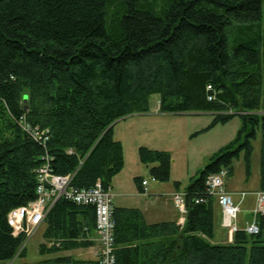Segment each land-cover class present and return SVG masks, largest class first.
I'll use <instances>...</instances> for the list:
<instances>
[{
  "label": "trees",
  "instance_id": "16d2710c",
  "mask_svg": "<svg viewBox=\"0 0 264 264\" xmlns=\"http://www.w3.org/2000/svg\"><path fill=\"white\" fill-rule=\"evenodd\" d=\"M161 1L0 0V264L26 241L7 217L35 201L43 158L55 175L74 174L76 188L108 189L125 165L114 126L149 113L152 95L160 113H210L209 128L238 116L242 127L185 188L183 224L149 225L138 209H114L116 264H264V216L259 234L238 230L232 243L214 244L215 200L206 192L208 177L232 173L242 153L250 174L252 143L264 138V0ZM26 111L49 130L46 146L16 123ZM138 155L153 179L170 182L171 153L141 147ZM95 224L94 207L59 199L42 224L51 245L39 255L90 247ZM37 264L99 263L55 256Z\"/></svg>",
  "mask_w": 264,
  "mask_h": 264
},
{
  "label": "crops",
  "instance_id": "0c3cea01",
  "mask_svg": "<svg viewBox=\"0 0 264 264\" xmlns=\"http://www.w3.org/2000/svg\"><path fill=\"white\" fill-rule=\"evenodd\" d=\"M187 115V114H183ZM181 115H173V114H163L160 113L159 106L155 109V111H151L147 114L141 115H133L127 117L125 119L120 120L114 126V137L116 140L120 141L124 148V160L125 165L123 170L113 179L111 185V193L113 195V205L115 208H127V209H138L142 212L144 219L147 224L152 225L156 223L163 222H173L178 223L180 219V215L176 212L177 210L173 204V195L177 191H182L183 189H177L176 183L170 182L161 183L153 179L150 175L149 169L150 166L144 165L139 160L138 151L141 147H147L152 150L163 151L160 146L156 144L150 143L149 139H145L147 131L150 133L152 130L159 129L161 127H168L171 131V128L177 126V122H179L182 118ZM134 119L140 120L135 122ZM137 128V133H132V130ZM130 130V131H128ZM145 131V132H144ZM157 133V132H156ZM160 133V131H159ZM145 134V137H141ZM158 134V133H157ZM153 136V135H152ZM120 137V138H119ZM128 137H132L130 142H127L126 139ZM148 141V142H147ZM128 144V150L125 148V145ZM260 168L258 173L259 187L255 192H252L251 189H241L237 188V186H232L231 183L226 182V189L232 195V200L236 205H238L243 213V216H238V220L236 222L239 230H245V227L248 223H250L255 216V212L257 209V201L258 197L255 193L261 190L263 187L262 177H263V138L261 139L260 146ZM162 149V150H160ZM131 158V161H129ZM128 163H130V167H128ZM233 172L231 173V175ZM231 175L229 181L231 180ZM150 177V179L148 178ZM146 181L147 185L143 187L142 182ZM181 185V184H180ZM236 187V188H234ZM245 192L247 193L244 199H241L239 193ZM252 194V197H249ZM252 198V200H249ZM136 204V205H135ZM222 220V211L219 205L215 204L214 206V224H215V232L214 244H227L232 243L234 241V234L229 233L222 229L221 225ZM41 243H48L47 245H51L50 242L44 239V233L46 230L45 225H41ZM216 228L217 231H216ZM88 241L92 243L90 247L87 248H77L74 250L65 251L56 255V257H71L73 260L78 262H97V253L99 251V243L98 237L95 230H93L89 237ZM42 258V257H41ZM48 258V257H47ZM50 258V257H49ZM24 260V258H23ZM44 260V259H41Z\"/></svg>",
  "mask_w": 264,
  "mask_h": 264
},
{
  "label": "built area",
  "instance_id": "2783aa9c",
  "mask_svg": "<svg viewBox=\"0 0 264 264\" xmlns=\"http://www.w3.org/2000/svg\"><path fill=\"white\" fill-rule=\"evenodd\" d=\"M27 111L18 116L15 120L22 131L36 142H42L46 146L49 140V130L33 125L27 117ZM229 114H234L230 112ZM44 163L37 169L36 199L26 207L13 209L7 217L14 234L23 231L24 223H28L33 231H37L44 222L49 211L55 203L61 199H67L78 205L92 206L96 212L95 231L98 237L99 251L97 261L99 264H116L115 256V229L113 198L101 183L89 189H79L72 186L74 174L68 176H58L52 172L50 167L51 158L46 155ZM228 176L227 170L211 175L206 182V192L215 201L217 200L223 212L222 229H226L234 234L238 231L237 220L240 212L239 206L233 203L230 196L224 189L225 179ZM263 178H264V144H263ZM264 182V180H263ZM143 187L147 185L142 182ZM186 194L179 192L174 195L173 201L177 212L180 215L178 224H183L187 213ZM259 203L252 221L247 224L245 231L249 234L260 233L259 216H264V185L260 193L257 194ZM199 199L196 202H204Z\"/></svg>",
  "mask_w": 264,
  "mask_h": 264
},
{
  "label": "rangeland",
  "instance_id": "374dc122",
  "mask_svg": "<svg viewBox=\"0 0 264 264\" xmlns=\"http://www.w3.org/2000/svg\"><path fill=\"white\" fill-rule=\"evenodd\" d=\"M159 4L163 5L164 3L163 1L159 0ZM149 102H150L149 103L150 110L155 111V109L158 108L159 106L160 96L152 95L150 97ZM229 113L230 112H228V114ZM180 117L182 118H178L180 120L179 122L176 123L177 126L171 128L173 131H171L170 128L168 127L165 128L161 127L159 129L153 128L154 130H152L150 133L147 131L146 137L145 134L141 137H145L146 140L149 139L150 143L156 144L160 146L159 148H162L163 151L171 153L172 156L171 183H173V181L180 182L181 189H183L190 185L193 178H197L199 176V173L203 171L204 168L210 163V159L214 154H216L223 147L232 143L237 138L238 132L242 127V120L240 117L236 116L226 124H218L212 128H209L214 119L213 115L210 113H195V114L192 113ZM134 121L137 122L140 120L134 119ZM131 132L135 134L138 132V130L135 127V130H132ZM131 138L132 137H128L126 141L130 142ZM261 139H262L261 135L258 134L257 139L254 140L252 143L254 150L251 157L250 174H248L246 170L244 153H242L240 157L234 161L232 175L229 169H225L228 171V176L225 179L224 189L227 195L230 196L231 198H232L231 193H229L226 189V182L231 183L232 186H237V188H241L244 190L251 189L252 192H255L256 189L258 190L260 184L258 180V173H259L258 171L260 168L259 164L261 158L260 155ZM263 144H264V138H263ZM125 148L128 150V144L125 145ZM129 161L132 162L131 158H129ZM128 167L132 168L130 166V163H128ZM230 175L232 178L229 181ZM148 178L150 179V177ZM263 180L264 178L262 177V183L264 185ZM106 190L109 191L110 194L112 195L111 187H109ZM261 190L255 193L256 196L258 193H260ZM179 192H184L186 194L185 189L182 191H177L176 193ZM174 195L172 199L174 198ZM246 195L247 193L245 192L239 193L241 199H244ZM249 197H252V194ZM249 200H252V198L248 199V201ZM258 203L259 200L257 201V205ZM215 204L219 205L217 200L215 201ZM176 213L179 215L178 212ZM238 216L239 217L243 216L241 209L240 212L238 213ZM222 223H223V212H222L221 225ZM217 229L218 228H216V231ZM220 230L227 231L225 228L224 229L220 228ZM23 231L25 232L26 241L24 245L21 247L20 251L17 253L16 257L8 264H12L15 260L17 261L18 260L17 256L24 249H25L24 260L22 258L19 259L18 262H24L27 264H37L41 259H49V257L56 256V255H45V256L39 255V249H40L39 247L41 246V244H43L41 243L42 236H41L40 228L37 231H33L28 223H24ZM227 232L231 233L230 231ZM211 242L215 243L212 240ZM47 246L50 247L49 245Z\"/></svg>",
  "mask_w": 264,
  "mask_h": 264
},
{
  "label": "water",
  "instance_id": "95a60500",
  "mask_svg": "<svg viewBox=\"0 0 264 264\" xmlns=\"http://www.w3.org/2000/svg\"><path fill=\"white\" fill-rule=\"evenodd\" d=\"M25 102H27V97H25ZM263 237H264V233H263Z\"/></svg>",
  "mask_w": 264,
  "mask_h": 264
}]
</instances>
